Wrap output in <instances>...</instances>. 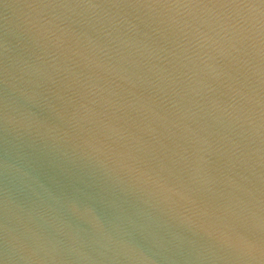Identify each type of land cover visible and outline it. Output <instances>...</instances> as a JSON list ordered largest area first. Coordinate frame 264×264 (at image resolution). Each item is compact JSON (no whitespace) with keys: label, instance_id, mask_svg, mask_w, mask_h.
<instances>
[{"label":"water","instance_id":"obj_1","mask_svg":"<svg viewBox=\"0 0 264 264\" xmlns=\"http://www.w3.org/2000/svg\"><path fill=\"white\" fill-rule=\"evenodd\" d=\"M0 264H264V0H0Z\"/></svg>","mask_w":264,"mask_h":264}]
</instances>
